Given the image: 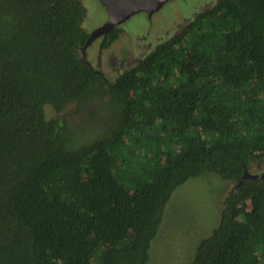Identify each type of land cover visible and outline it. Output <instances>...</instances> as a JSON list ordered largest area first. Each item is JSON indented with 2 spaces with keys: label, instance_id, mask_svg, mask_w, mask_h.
<instances>
[{
  "label": "trees",
  "instance_id": "trees-1",
  "mask_svg": "<svg viewBox=\"0 0 264 264\" xmlns=\"http://www.w3.org/2000/svg\"><path fill=\"white\" fill-rule=\"evenodd\" d=\"M84 2L0 0V264H149L205 172L236 184L192 264H264V178L241 183L264 168V0H216L114 81Z\"/></svg>",
  "mask_w": 264,
  "mask_h": 264
},
{
  "label": "rangeland",
  "instance_id": "rangeland-1",
  "mask_svg": "<svg viewBox=\"0 0 264 264\" xmlns=\"http://www.w3.org/2000/svg\"><path fill=\"white\" fill-rule=\"evenodd\" d=\"M84 1V0H83ZM216 0H170L151 18L139 13L122 24L120 38L99 53L100 38L87 51L93 65L99 63L112 81L137 58L147 54L157 43L178 32L187 22ZM84 26L88 32L102 26L108 13L98 0H85ZM54 110L48 108V114ZM264 168L249 170L260 173ZM236 182L205 172L189 179L172 194L165 208L163 222L152 242L149 264H192L200 242L218 227L224 200Z\"/></svg>",
  "mask_w": 264,
  "mask_h": 264
},
{
  "label": "water",
  "instance_id": "water-1",
  "mask_svg": "<svg viewBox=\"0 0 264 264\" xmlns=\"http://www.w3.org/2000/svg\"><path fill=\"white\" fill-rule=\"evenodd\" d=\"M107 9L108 20L100 27L90 33V36L83 47V55L85 58L86 51L100 37L109 34L115 27L127 22L134 15L146 13L151 18L156 12L161 10L163 6L170 0H99ZM88 61V59H87ZM246 178L261 179L264 178V171L260 173H252L246 169L241 183Z\"/></svg>",
  "mask_w": 264,
  "mask_h": 264
},
{
  "label": "flooded vegetation",
  "instance_id": "flooded-vegetation-1",
  "mask_svg": "<svg viewBox=\"0 0 264 264\" xmlns=\"http://www.w3.org/2000/svg\"><path fill=\"white\" fill-rule=\"evenodd\" d=\"M199 13H200V12H199ZM197 14H198V13H197ZM197 14H196V15H197ZM263 171H264V169H263ZM263 171H262V172H263Z\"/></svg>",
  "mask_w": 264,
  "mask_h": 264
}]
</instances>
